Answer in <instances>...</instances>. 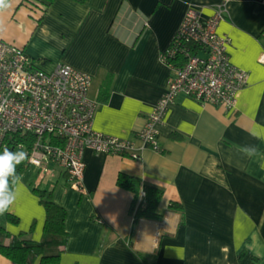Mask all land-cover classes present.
<instances>
[{
  "label": "crops",
  "instance_id": "1",
  "mask_svg": "<svg viewBox=\"0 0 264 264\" xmlns=\"http://www.w3.org/2000/svg\"><path fill=\"white\" fill-rule=\"evenodd\" d=\"M221 3L227 15L217 34L230 39L231 64L248 74L235 107L178 96L157 127L161 153L144 148L132 160L86 151L79 191L54 163L44 174L33 167V188L21 180L9 211L18 224L4 218L9 236L42 242L45 212L33 192L42 188L66 210L58 264H264V0H55L46 10L13 0L0 40L45 72L68 65L88 74L98 103L93 129L136 141L167 88L161 54L185 11L207 19ZM247 146L256 154L246 155ZM121 173L163 192L162 221H134L133 194L116 183ZM0 264L15 263L0 256Z\"/></svg>",
  "mask_w": 264,
  "mask_h": 264
},
{
  "label": "built area",
  "instance_id": "2",
  "mask_svg": "<svg viewBox=\"0 0 264 264\" xmlns=\"http://www.w3.org/2000/svg\"><path fill=\"white\" fill-rule=\"evenodd\" d=\"M226 15L224 3L216 5L207 19H202L198 8H187L161 54V62L169 70L167 88L137 132L136 141L93 129L98 103L89 96L88 74L68 65L45 72L35 67L21 48L0 40V148L6 147L7 137L32 134L35 142L28 152V165L47 173V164L54 163L78 191L86 151L132 160H137L144 148L161 153L157 127L178 96L230 110L247 84V72L229 60L230 39L217 34ZM260 62L264 63V58ZM21 148L17 146V150Z\"/></svg>",
  "mask_w": 264,
  "mask_h": 264
},
{
  "label": "trees",
  "instance_id": "3",
  "mask_svg": "<svg viewBox=\"0 0 264 264\" xmlns=\"http://www.w3.org/2000/svg\"><path fill=\"white\" fill-rule=\"evenodd\" d=\"M30 5L38 6L43 10L47 9L55 0H24ZM77 3H84L86 0H73ZM35 138L32 134H15L6 138V147L9 150H17L18 145L23 146V150L27 153L31 150ZM4 148H0V152ZM29 165L27 160L17 166V173L22 177ZM117 186L121 189L129 191L133 194L130 207V214L134 221L147 219L160 222L163 214L158 211L159 203L163 198V192L154 186H148L145 189L141 187V181L124 173L117 177ZM33 192L37 195L40 204L44 208L45 221L43 225L42 242L36 243L18 237H11L9 233L0 225V256L10 260L15 264H29L37 257L40 264H58L60 261V253L66 242V232L64 221L66 210L53 201L51 192L34 188ZM141 194H143L141 196ZM168 208L172 211H181L178 203H170ZM6 222L17 225L18 218L9 212L4 214ZM9 238V242L5 243Z\"/></svg>",
  "mask_w": 264,
  "mask_h": 264
},
{
  "label": "clouds",
  "instance_id": "4",
  "mask_svg": "<svg viewBox=\"0 0 264 264\" xmlns=\"http://www.w3.org/2000/svg\"><path fill=\"white\" fill-rule=\"evenodd\" d=\"M13 0H0V33L4 29V14L11 9ZM3 109L0 108V111ZM246 155L253 156L257 149L255 146H247L243 149ZM28 159L27 151L21 149L12 151L7 147L0 152V215L8 213L19 195L21 176L17 173V166Z\"/></svg>",
  "mask_w": 264,
  "mask_h": 264
},
{
  "label": "rangeland",
  "instance_id": "5",
  "mask_svg": "<svg viewBox=\"0 0 264 264\" xmlns=\"http://www.w3.org/2000/svg\"><path fill=\"white\" fill-rule=\"evenodd\" d=\"M35 171V172H34ZM36 170L33 168V167H30L26 170V172L24 173V175L21 177V180L22 182H25V183H32L30 184L29 186L31 188H33V183L34 181H36L37 177H36ZM40 173H43L44 174V171L42 170ZM38 176V175H37ZM40 190H42V188H40ZM4 218H5V215H0V225H3L4 224Z\"/></svg>",
  "mask_w": 264,
  "mask_h": 264
}]
</instances>
